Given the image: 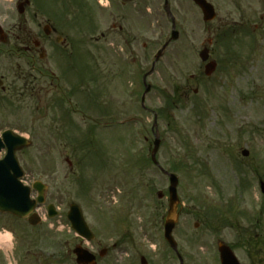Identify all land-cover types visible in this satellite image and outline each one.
<instances>
[{"label": "rangeland", "instance_id": "374dc122", "mask_svg": "<svg viewBox=\"0 0 264 264\" xmlns=\"http://www.w3.org/2000/svg\"><path fill=\"white\" fill-rule=\"evenodd\" d=\"M163 1L145 0L141 6L128 7L117 19L105 11L94 17L89 7L85 11L91 20L86 15L60 18L65 32L71 31L74 56L51 53L44 60L48 68L59 76V67L72 62L79 71L90 63L94 67L88 76L90 87L88 83L76 84L74 89L67 86L74 96L72 103L83 110L90 91L95 103L98 101L89 109L97 121L101 122L102 109L108 103L116 111L115 119H120V111L128 113L127 119L138 112L142 118L137 123L128 120L117 129L96 126L92 151L70 145L73 134L79 132L68 130L72 126L68 120L74 121L76 129L82 125V117L66 116L63 111L68 106L59 105L61 97L55 88L47 97L46 111L36 109L32 101L27 102L32 106L17 107L15 116L0 118V128L13 127L31 135L33 145L19 153L31 175L26 180L40 176L48 185L47 204L59 209V215L49 218L42 207L43 222L32 228L26 220L0 213V233H12V244L0 248V264H76L72 250L81 238L71 230L67 217L73 202L80 204L96 234L87 246L97 254L104 247L109 249L104 257L98 254V264H141V256L148 264H180L164 238L169 179L145 159L150 154L145 137L151 135L154 117L140 107L145 88L142 77L171 37ZM241 1L217 2L218 19L205 23L191 0H178L172 11L177 14L180 37L170 43L148 77L152 89L146 106L162 112L158 117L162 139L158 159L180 178L183 206L174 236L185 264H211L218 239L237 243L238 227L264 226L259 181L264 180V30L254 32L253 24L246 23L249 15L260 23L264 0ZM60 4L51 7L59 11ZM221 19L247 25L234 26L242 31L221 40L217 36ZM114 22L123 26L131 44L114 35L108 41L100 38ZM89 30H94L99 41ZM209 40H213L211 45ZM204 46L219 61L210 77L204 74L199 57ZM70 75L68 78L79 80V73ZM133 80L136 86L140 84L136 93L131 91ZM243 149L250 154L244 156ZM159 191L165 193L164 198L158 197ZM238 254L244 257L245 251Z\"/></svg>", "mask_w": 264, "mask_h": 264}, {"label": "flooded vegetation", "instance_id": "af4514ba", "mask_svg": "<svg viewBox=\"0 0 264 264\" xmlns=\"http://www.w3.org/2000/svg\"><path fill=\"white\" fill-rule=\"evenodd\" d=\"M103 1L106 2L105 13H108L110 18L117 19V16L125 15L127 7L141 6L145 0H0V118L6 115L15 116L17 107L32 106L31 104H27V102L32 103V101L35 103L34 107L36 109L41 111L44 108V111H46L47 97L49 92L55 88L59 93L57 96L65 98L68 102L70 113L81 114L90 143L93 142L91 140L94 137L93 132L97 124H102L104 129H107L108 125L112 122L101 123L100 121H96L92 113L93 111L89 110L91 106H94V96L88 95L90 97L88 99L89 102L86 107L82 104V110L79 106L77 107L72 103L74 96L72 92H67L69 88L64 89V80L67 81L69 86L74 88L75 78L67 77L69 73L73 74L78 71L76 64L71 63L67 67H59L60 76H55V73L48 68V62H44L51 53L61 56H71L74 51L72 49L74 40L70 38L69 34L71 31L68 29L65 32L64 27L59 24L60 18L62 20L65 16V19H67L71 11L75 19L79 15H87L88 13L85 11L87 7L92 6L93 9L90 8V10L93 12L99 4L104 5ZM54 2L61 3V9L57 12L49 8V5ZM166 2L167 0H164L163 4H166ZM219 2L222 4L224 2L232 3L236 1L219 0ZM167 4L172 7L179 5L178 0H168ZM195 6L202 13L201 9L197 5ZM248 21L253 24V31L264 30V23H257L254 15H250ZM66 26L69 27L67 22ZM70 26L72 25L70 24ZM234 26L236 25H231L227 19H221L218 30L224 32L228 27L232 29L228 31L236 32L237 29ZM116 30H118V33L115 32ZM117 36L121 37L120 41H123L124 44H131L129 39H126L124 35L123 26L116 22L112 23L109 31L101 34V37L105 41L112 39V37L119 40ZM91 37L95 38L94 30H91ZM99 39L96 38L95 40L99 41ZM81 70H87V76L90 77L94 67L90 63L86 68L82 66ZM83 74L85 75V72ZM89 77L86 78L85 83H81L83 86H86L84 84L88 83L87 85L90 87L91 79ZM55 81L57 82L55 83ZM83 81L85 80L83 79ZM105 107L108 110L105 112H108V114L116 112L111 111L110 103L107 106L105 105ZM124 114L125 112L120 111V117ZM119 122L122 123V120H119ZM0 129L2 131L13 129L23 134L22 131L13 127L3 126ZM150 129L154 135V127L152 126ZM146 140H149V138ZM152 144L153 140L149 143V148ZM23 151L25 149L20 152L22 153ZM39 161L41 160L39 159ZM24 166L25 176H30L28 168L25 164ZM238 229L241 230V233L238 234V242L218 239L216 244L217 251L220 244H226L231 247L236 255L239 251H245L244 257L238 255L241 264H264V226L238 227ZM83 242L81 239L80 243ZM214 264H221L219 251L215 256Z\"/></svg>", "mask_w": 264, "mask_h": 264}, {"label": "water", "instance_id": "95a60500", "mask_svg": "<svg viewBox=\"0 0 264 264\" xmlns=\"http://www.w3.org/2000/svg\"><path fill=\"white\" fill-rule=\"evenodd\" d=\"M200 6L203 8V12L205 14V20H212L215 17V10L214 7L208 3L206 0H195ZM178 38V32L174 31L172 39ZM169 43V42H168ZM168 43L165 44L164 48L159 51L157 58L161 56L164 49L167 47ZM201 57L203 60L208 58V51L203 50L201 53ZM216 64L211 62L206 66V73L211 74V72L215 69ZM149 90V88H148ZM160 140L157 139L155 142V148L152 152L153 160L158 164L156 159V154L158 152L160 146ZM28 142L20 137L14 135L12 132L8 131L5 132L3 138L0 139V150L2 147L6 146L8 148L7 155L4 159L0 160V210L3 212H10L20 217L28 216L35 206L37 202L43 203L45 202L47 186L42 182H36L33 187L39 191L38 198L32 199L31 198V187L25 186L21 181L20 178L22 176V170L19 166L16 151L23 146L27 145ZM245 155H248V151H244ZM170 176V200H169V210L165 222V238L168 242L177 249V243L172 235L173 230L176 226L178 221L179 213H178V206L180 203V199L177 192V186L179 183V179L175 174L169 173ZM159 196L162 197L163 193H159ZM50 216L55 215V209L53 205L49 206ZM69 218L72 222L73 228L78 231L81 235L92 238L93 235L90 232L86 222L84 221L81 209L78 205L73 204L71 207V211L69 213ZM30 223L33 225H37L40 223L41 219L37 214H32L29 217ZM223 256V264L231 263L232 252L227 249V247L221 250ZM77 254V261L83 264H96L95 257L89 253L87 250L82 249L81 247L75 250ZM143 263L145 260L143 259Z\"/></svg>", "mask_w": 264, "mask_h": 264}, {"label": "bare ground", "instance_id": "6f19581e", "mask_svg": "<svg viewBox=\"0 0 264 264\" xmlns=\"http://www.w3.org/2000/svg\"><path fill=\"white\" fill-rule=\"evenodd\" d=\"M10 244H12V233H0V246L6 248Z\"/></svg>", "mask_w": 264, "mask_h": 264}]
</instances>
